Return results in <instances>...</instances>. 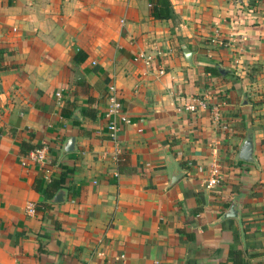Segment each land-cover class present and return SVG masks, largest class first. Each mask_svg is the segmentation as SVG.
Here are the masks:
<instances>
[{
  "label": "crops",
  "instance_id": "obj_1",
  "mask_svg": "<svg viewBox=\"0 0 264 264\" xmlns=\"http://www.w3.org/2000/svg\"><path fill=\"white\" fill-rule=\"evenodd\" d=\"M169 2L156 20L154 0H0V264H264V0ZM112 86L131 122L114 139ZM21 144L47 149L49 174ZM170 160L185 173L168 187Z\"/></svg>",
  "mask_w": 264,
  "mask_h": 264
},
{
  "label": "built area",
  "instance_id": "obj_2",
  "mask_svg": "<svg viewBox=\"0 0 264 264\" xmlns=\"http://www.w3.org/2000/svg\"><path fill=\"white\" fill-rule=\"evenodd\" d=\"M140 59L144 61V63L148 66H151L154 61L149 56H141ZM159 74H163V69H158ZM109 97H108V104L107 110L105 113V118L107 119V130L110 132L111 138H116L117 133L119 132L121 125H128L130 124L129 118L123 116L121 114V104L119 98L117 96V92L115 88L112 86L109 88ZM58 95V94H57ZM207 103L205 100H200L199 98H195L192 100V103H189L184 106V109L188 112H196L199 109H206ZM22 165H38L42 167L45 173L50 172L51 167L50 161L47 157V149L46 148H37L28 153V155L23 159ZM221 180V171L220 167L217 163H213L210 167L208 178L206 180V187L207 188H215L219 185ZM27 211L32 213L34 208L32 205L27 207Z\"/></svg>",
  "mask_w": 264,
  "mask_h": 264
},
{
  "label": "water",
  "instance_id": "obj_3",
  "mask_svg": "<svg viewBox=\"0 0 264 264\" xmlns=\"http://www.w3.org/2000/svg\"><path fill=\"white\" fill-rule=\"evenodd\" d=\"M182 53L185 61L192 65V55L193 52L187 49L186 46L182 45ZM221 73H225L222 69L218 68ZM76 149V139L74 137H70L66 140L62 152L70 153L75 151ZM254 142L252 134H248L243 143L241 144L237 159L245 162H254L253 156ZM168 170H169V181L168 187L173 186L178 180H180L184 176V171L173 160L168 162ZM66 200V190L60 189L56 192V194L49 200L51 203L57 204L62 203ZM223 219L227 218H239V205L237 203H233L228 210L223 214Z\"/></svg>",
  "mask_w": 264,
  "mask_h": 264
},
{
  "label": "trees",
  "instance_id": "obj_4",
  "mask_svg": "<svg viewBox=\"0 0 264 264\" xmlns=\"http://www.w3.org/2000/svg\"><path fill=\"white\" fill-rule=\"evenodd\" d=\"M152 16L156 20H171L173 13L171 9V4L169 0H154L153 6H152ZM79 55V54H78ZM77 55V56H78ZM76 57V56H75ZM83 60L82 58L76 57L75 62L79 63ZM3 68L0 66V70ZM205 72H208L210 74H217V71L215 68L207 67L205 68ZM21 153L24 155H27L30 151L34 150L36 147L34 146H28L26 144H21ZM72 173V170L66 167H63L61 169V173L58 178L52 179L48 186L45 189L44 195L46 196V199L49 200L52 198L53 194L57 192V190L64 188L66 186V181L68 176ZM36 189H39L38 183L36 185ZM236 252L233 254L231 253V258L235 259Z\"/></svg>",
  "mask_w": 264,
  "mask_h": 264
}]
</instances>
